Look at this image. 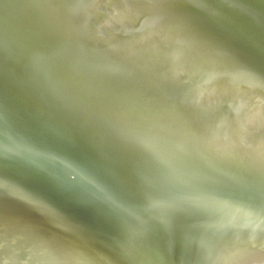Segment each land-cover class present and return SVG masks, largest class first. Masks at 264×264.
<instances>
[{
    "label": "bare ground",
    "instance_id": "1",
    "mask_svg": "<svg viewBox=\"0 0 264 264\" xmlns=\"http://www.w3.org/2000/svg\"><path fill=\"white\" fill-rule=\"evenodd\" d=\"M18 1L0 264H264V0Z\"/></svg>",
    "mask_w": 264,
    "mask_h": 264
},
{
    "label": "water",
    "instance_id": "2",
    "mask_svg": "<svg viewBox=\"0 0 264 264\" xmlns=\"http://www.w3.org/2000/svg\"><path fill=\"white\" fill-rule=\"evenodd\" d=\"M0 8H2V10H0V19L4 22H11L18 19L26 11L24 3H19L18 0H3L0 2ZM27 178L23 176L19 177L12 169L0 164V180L18 185L23 189L24 193L38 199L42 203L54 205L64 212L71 211L61 199V195L56 187L51 184L45 185L39 182L38 179L32 177L27 176ZM84 229L87 231L89 229L93 234V227L88 225Z\"/></svg>",
    "mask_w": 264,
    "mask_h": 264
}]
</instances>
